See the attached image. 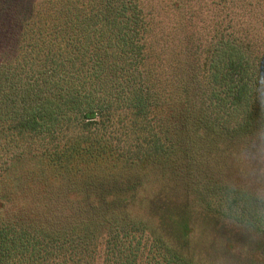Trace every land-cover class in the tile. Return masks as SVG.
Returning <instances> with one entry per match:
<instances>
[{
	"label": "trees",
	"instance_id": "trees-1",
	"mask_svg": "<svg viewBox=\"0 0 264 264\" xmlns=\"http://www.w3.org/2000/svg\"><path fill=\"white\" fill-rule=\"evenodd\" d=\"M153 1L146 9V0H36L21 20L17 56L0 62V125L8 141L33 135L51 144L2 147L0 264L34 253L46 259L53 249L67 264H91L98 246L104 264H128L124 248L146 234L173 264H191L194 215L237 226L206 208L199 189L224 186L241 198L257 190L244 181L256 180L253 170L264 186V91L241 126L221 127L201 82L209 74L215 95L222 79L240 73L226 93L232 103L247 95L252 81L242 76L246 63L233 39L247 45L264 79V0ZM230 6L262 44L226 25H203V8ZM187 22L197 28L183 34ZM202 25L207 34H199ZM209 37L223 44L220 58L205 55ZM65 123L71 136L59 131Z\"/></svg>",
	"mask_w": 264,
	"mask_h": 264
},
{
	"label": "rangeland",
	"instance_id": "rangeland-1",
	"mask_svg": "<svg viewBox=\"0 0 264 264\" xmlns=\"http://www.w3.org/2000/svg\"><path fill=\"white\" fill-rule=\"evenodd\" d=\"M34 1L36 0H0V62L9 61L17 56L15 54L19 51L17 45L19 43L18 33L22 26L21 20L25 19V17L29 14L31 4ZM146 1H148L146 9H150L149 5L154 6L155 1ZM150 1H152V3H150ZM195 1L198 4L203 3L202 0H188V3L192 7L197 6L193 3ZM157 4L158 6L161 5L158 2ZM152 8L156 11L154 7ZM226 9L221 10L220 12H215L209 11V8H203L202 10L204 16L202 17L205 18L204 21L202 20V22H204L203 25H206L205 22L213 25H226L228 27V31L233 29L236 32L235 35L237 37L241 33L245 39H247V35L251 41L262 44L260 37H255L252 34L246 33L245 28L241 25L237 7L235 8L230 6L226 7ZM229 10L231 13H229ZM203 25L201 26L202 29L200 28L199 31V34L202 33V35L203 33L207 34V31H203ZM35 26L36 25H33V27ZM182 27L183 34H187L197 28L196 25L191 26L190 22L185 23ZM163 30L166 35H169L166 28ZM240 30L242 31L240 32ZM233 40L236 44L238 43L237 45L243 52V58L246 63V71L245 67L243 70L241 69L242 76L247 79V81H252V86L250 85L248 93L244 99L239 103H232L233 96L226 93L228 86L232 82L231 77L233 76L234 79H238L240 81V73L228 76L227 80L222 79L217 87H213L215 95H212L210 90L211 84L209 81L211 79L209 74H205V78L203 77L201 81L205 86V92L203 94L205 97L204 101L206 106L207 104L209 106L207 109L212 120L218 126L230 128H236L242 125L248 106L260 99L264 91V79L260 75L257 68L258 64L250 54L251 52L248 50L247 45L245 43L238 42L235 39ZM208 42L209 44L206 46L205 55L209 54L208 58H211L212 54L218 51L217 53L220 54L217 55L220 58L221 55L224 54L223 51L220 50L223 44L218 42L216 43V40H211V37L208 38ZM200 43L202 44V42ZM197 49L201 52V57H203L202 45H198ZM19 59L21 60L20 57ZM22 62L23 61L21 60V63ZM258 63L264 64V61L261 62L259 60ZM21 69H25V66L21 67ZM20 72L19 78H21L23 71ZM234 73L235 72H233V74ZM222 93H224V96ZM97 117L98 116H96V118ZM5 125L6 123H2V125H0V156L4 153L2 147H7L9 145L12 146L13 152L20 151V149L22 152H29L40 150L51 144L48 138L46 140H41L42 138H36V140H34L33 135L16 136L14 139L8 141V136H4V128L8 133L11 132ZM59 131H65L69 136H71L74 129L71 123H65L61 128H59ZM118 134L121 138H134L132 131L125 134V132H121V130H119ZM119 148L122 150L124 145L121 143ZM250 158L251 155L248 156V159ZM235 164L236 162L234 165ZM241 170L242 162L240 163V172L236 174H241ZM251 175L253 178H256V180L245 179L244 181L250 185L251 183H255L257 190L254 191V193H240L241 198H238V194L234 191L227 190L228 188L224 186H221V188H219L220 191L216 192L213 188L201 187L199 189L204 192L202 201L206 204V208L221 213L224 216L226 215V220H230L237 226L234 227L232 224H226L224 222V226L214 227V220L212 218L209 217V219H202L199 215H194V218L196 216V223L194 224V231L190 235L191 241L193 242L191 250L194 252V255L191 257V264H199L198 261L200 258H206L208 261L213 262L212 264H217V262L219 264H264V234H261L264 233V186H259V180L257 181L259 175H256V171L253 170L250 176ZM200 203L202 202L200 201ZM257 229L259 232L256 233L255 231ZM246 230L251 233L246 232ZM146 235L147 236H145L139 244L133 243L128 246L127 250L124 248V252L128 253L131 260L128 264H173L174 260L172 259V256L169 255L168 251L152 245L153 243L149 240L148 234ZM73 237L75 238L77 236ZM95 249L97 250L94 255L95 260H93L91 264H104V253L102 252V247L98 246V248L95 247ZM51 251L52 252L46 256V259H44L43 256L37 257V254L34 253L33 257L23 261L22 264H67L61 254V250L53 249ZM41 255H43V253ZM123 260L126 259L123 258ZM176 262L175 264L184 263L183 260L181 263L178 261ZM200 264L210 263L204 260Z\"/></svg>",
	"mask_w": 264,
	"mask_h": 264
}]
</instances>
